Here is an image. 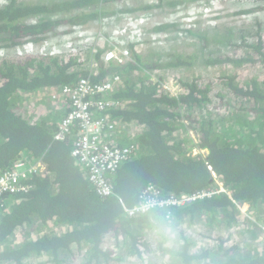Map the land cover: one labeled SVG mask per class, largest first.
Returning a JSON list of instances; mask_svg holds the SVG:
<instances>
[{
  "label": "trees",
  "instance_id": "1",
  "mask_svg": "<svg viewBox=\"0 0 264 264\" xmlns=\"http://www.w3.org/2000/svg\"><path fill=\"white\" fill-rule=\"evenodd\" d=\"M111 1L64 0L29 7L23 0H13L0 11V46L46 39L56 42L68 25H85L105 15L104 7ZM157 1L154 7L138 6L160 18L182 3ZM240 1L236 0L237 5ZM256 8L260 9H244L225 19L251 15ZM64 12L67 16L56 22L45 16L34 24L24 22L28 15L49 14L46 17L51 19ZM255 24L256 40L251 37L246 46L230 44L236 51L212 53L210 43L217 39L199 30L193 33L196 43L180 46L166 62L144 61L133 53L131 61L110 67L101 59L103 48L88 57L74 54L65 59L2 61L0 172L18 159L32 157L41 159L46 171L27 182V193L0 199V264H145V257L147 264H264V241H255V223L264 221V23L255 19ZM222 26L223 31L229 27ZM243 47L246 55L239 51ZM90 56L98 63L95 75L83 66ZM201 67L220 71L216 79H208L196 72ZM156 69L175 71L183 93L173 96L152 84L150 74ZM111 73L122 81L111 99L129 104L104 115L113 122L134 120L145 127L137 134L122 131L111 136L112 144L132 148L129 159L111 176L116 197L131 206L141 189L151 185L162 195L209 190L214 183L207 164L221 179L227 195L125 217L115 198L101 199L95 193L70 156L72 136L55 140L58 119H62L60 108L53 107L54 116L44 114L42 104H30L29 96L75 85L86 76L96 83ZM189 130L197 135L198 147L207 149L205 158L189 156L194 143L187 135ZM237 205H247L255 223L242 218ZM184 223L200 224L215 244L201 245L193 252L194 241L182 232L181 245L168 246L171 239L150 236L152 230L165 225ZM235 226L241 227L244 236L248 234L242 247L214 233ZM159 256L163 263L156 260Z\"/></svg>",
  "mask_w": 264,
  "mask_h": 264
},
{
  "label": "built area",
  "instance_id": "2",
  "mask_svg": "<svg viewBox=\"0 0 264 264\" xmlns=\"http://www.w3.org/2000/svg\"><path fill=\"white\" fill-rule=\"evenodd\" d=\"M45 4H52L57 1L64 0H41ZM184 2V4H182ZM180 5L177 4L175 9L164 14L163 17L157 18L155 14L145 9L140 14L131 13L128 5H122L124 10L115 12L112 8L111 13L92 19L89 27L84 25H69L61 34L60 41L43 40L39 43L25 42L18 45L0 47V63L2 61H17L26 58H56L59 59L67 55L81 54L88 52L92 55L97 49L103 48L104 52L101 56L102 61L110 67L118 66L130 58L131 50L138 49L148 51V58L152 61H169L171 57V49L174 46H187L196 42L193 33L199 29L212 27L216 23L219 7L217 0H184ZM157 0H146L142 3V7L156 6ZM119 6V5H117ZM47 14L46 16H48ZM46 20H50L47 17ZM52 16V15H51ZM60 15H53L51 18H58ZM38 20L34 21L37 22ZM230 35L227 33L217 43V51L219 53L229 51L231 45ZM227 45V46H226ZM93 56V55H92ZM91 57V61L87 62L85 71L91 72L98 68V63ZM109 67V69H110ZM106 68V67H105ZM162 69L161 67H159ZM156 69L150 74V82L158 84L164 90L173 96L183 93L182 87L178 82L171 69L165 71ZM211 68L205 69L203 72L211 71ZM107 71V69H106ZM219 72V68H214V72ZM107 73V72H106ZM122 87V81L116 73H111L106 79L99 82H92L88 76L82 78L75 85L63 86L59 89H49L44 92L32 93L29 101L37 100L46 108V112L55 115L53 107L63 113L64 116L59 121L58 133L55 140L63 141L66 137L72 136V149L70 156L73 158L80 168L85 172L86 178L92 189L101 199H114L118 202L125 217H135L138 215L151 213L155 209H171L183 208L191 203L208 198L218 194H228L223 187L221 179L213 172L212 168L207 164V170L211 175L213 186L206 191H198L192 194H161L154 186L142 188L138 194L136 203L127 206L122 199L116 197L112 174L118 167L127 161L132 153L130 146H117L112 144L110 139L113 134H119L128 128L131 133H140L145 127L137 121L113 122L108 116L104 115L106 111L118 107H125L127 101L118 103L111 99L115 89ZM59 105V107H58ZM49 107V108H48ZM53 110V111H52ZM103 112V115L101 113ZM48 113V114H49ZM193 140V146L188 152L190 157L202 155L203 158L207 149H201L197 145V135L188 131L187 134ZM113 139V138H112ZM46 166L39 158L18 159L13 162L10 168L0 172V199L7 195L27 193L30 187L27 182L35 175L44 173ZM234 202V201H233ZM236 208L240 212V208ZM245 212H240L244 217ZM246 217V216H245ZM248 218V217H247ZM250 219V218H249ZM252 222L253 219H250ZM255 223V222H254ZM183 228L202 229L200 224H181ZM238 226L230 228V232L241 235V229ZM172 225H165L162 228L163 236L171 235ZM263 228V227H261ZM182 232V228L180 229ZM229 235L224 239L229 240ZM204 235V234H203ZM202 235V237H203ZM204 238V237H203ZM206 239V238H205ZM212 245H204L199 242L197 246L192 248L195 252L202 245L212 247ZM195 241V240H194ZM145 257V256H144ZM148 259L145 257V264Z\"/></svg>",
  "mask_w": 264,
  "mask_h": 264
},
{
  "label": "rangeland",
  "instance_id": "3",
  "mask_svg": "<svg viewBox=\"0 0 264 264\" xmlns=\"http://www.w3.org/2000/svg\"><path fill=\"white\" fill-rule=\"evenodd\" d=\"M145 1L146 0H120V1L113 0V1H111L105 5L104 13H105V15L111 13L113 7H115L114 8L115 12H120L121 10L126 9L122 5H128L132 14H133V12L140 14L145 9H141L138 5L140 4V6H142V3ZM183 1L184 0H181V2H183ZM217 1H218L217 4L219 7V11L217 13L216 23H213L212 27L207 26L205 28V31L207 33H209V35L213 33L214 34L213 37L215 39H217L216 41H211V45H210V51L211 52L214 53L215 51L218 50L216 48L218 45L217 43L220 41L219 39L223 38V35H225L226 33L232 37V39L230 37L231 41L228 40V44H232V46L233 45L234 46H238V45L246 46L247 44L251 43L252 38H253V40H256L255 39V33H256L257 29H256L255 19H258V23H261V22L264 23V9H263L264 1L263 0H260V1L259 0H257V1L241 0L238 5H237L236 0H217ZM12 2H13V0H6V5L0 7V11L7 8L8 6H10L12 4ZM23 2H25V4H27V6L30 7V6H36V3L40 2V0H23ZM120 4H122V5H120ZM117 5H119V6H117ZM227 5H228V7H227ZM256 6L260 9L256 8L257 11H254L253 14H251V15L239 14V15H235L234 17L225 19V15H227V14H230V16H231L235 12H240V11H243L244 9H249V8L251 9L253 7H256ZM247 7H249V8H247ZM66 14H67L66 12H64L63 15L59 14L61 16V18H59V17L58 18H51V21L56 22V21H59L60 19H64L67 16ZM35 15L36 14L28 15L25 18H30V17L35 16ZM103 16L104 15H101L98 17H103ZM92 21L90 20L89 22L85 23L84 26L89 27L91 25ZM222 25H228L229 27L223 31ZM201 29H199V30H201ZM218 29H220V30L218 31ZM242 38L245 39L244 42H242ZM58 41H60V38ZM233 47H231V49L229 51H231V50L236 51ZM187 48H190V47H187ZM243 48L246 50L240 49L239 51H240L241 55H246L244 52L247 51V48L246 47H243ZM190 50H186V51L188 52ZM83 55H84V57H88L89 53L85 51V52H83ZM67 56L64 57L63 59L67 58ZM88 59L89 58L85 59L86 63L83 65L84 69H85V67H87V61L86 60H88ZM227 71L230 72L229 69ZM201 73L205 76V78H208V79H216V77L218 75V74H216L217 71L214 72V69H212L211 71H208V72H203L202 67H201ZM173 74L178 79L177 74L174 72H173ZM207 153L208 152L205 151V155ZM240 212H242V213L245 212L244 218L248 217L250 219H253V221L255 222L254 216L249 213L250 211L246 206L240 208ZM257 223H255L257 225V227H256L257 237L255 238V241L256 242H262V241H264L263 240L264 239V221H263V223L259 222V221ZM163 227L152 230L150 233L151 238L157 240L158 237H163V233H162ZM261 227H263V228H261ZM181 228H182V235L184 237H186V239L191 240V241L195 240L194 241L195 246H197L199 242H203L204 245H206V244L212 245V242L209 241L208 238H206V235H208V232L205 233L204 228H203V230L201 228L198 230V229L192 228V227L183 228L180 224H178V225H175L174 228L171 229V235L170 236H167V237L164 236L165 239H171L168 246L181 245L182 244L181 242L183 241V239L181 237H180L181 239L179 238V232H181V230H180ZM240 229H241V227H237L238 232ZM229 232H230V230L215 229L214 233H216V235H218L219 238L220 237L225 238L229 235ZM204 233H205L206 239L202 237V235ZM231 234L232 235L229 238L231 243H235V241H236V242H239L240 244H243L245 238L248 239V234L246 236H244L243 233H241V235H239V234H235V232H232ZM174 247H176V246H174ZM155 258L157 261L163 263V257L159 256V257H155Z\"/></svg>",
  "mask_w": 264,
  "mask_h": 264
},
{
  "label": "crops",
  "instance_id": "4",
  "mask_svg": "<svg viewBox=\"0 0 264 264\" xmlns=\"http://www.w3.org/2000/svg\"><path fill=\"white\" fill-rule=\"evenodd\" d=\"M92 21V20H91ZM78 25H83V24H78ZM213 33L212 34H210V36L211 37H213ZM210 37V38H211ZM214 41H216V40H214ZM210 45H211V43H210ZM191 46V45H190ZM210 47V46H209ZM105 48H107V46H104L103 47V49H105ZM177 48H179V46H174L172 49H171V57L173 56V52L177 49ZM156 58H158L159 59V57H156ZM140 59H143L144 61L145 60H147L146 59V57H145V54H142L141 56H140ZM158 59L157 60H155V61H152V62H158ZM107 68V67H106ZM203 68V71L205 70V69H209L210 67H206L205 69H204V67H202ZM212 69V68H211ZM220 71V70H219ZM172 72H174L175 73V71H173L172 70ZM196 72L197 73H201V68H198V69H196ZM36 94V93H35ZM126 101V100H125ZM124 101V102H125ZM35 102H38L37 100H33V101H29V103L30 104H32V103H35ZM128 101H127V105L125 106V108H127V106H128ZM43 107H44V105H42ZM49 108V107H48ZM44 109H46L45 107H44ZM66 109L64 108V111H65ZM64 111H63V113H61V116L60 117H63L65 114H64ZM44 114H47V112H46V110H44ZM60 119L61 118H59L58 120L60 121ZM119 121H122V122H125V121H123V120H119ZM134 120H132V122H133ZM129 122H131V121H129ZM128 131H130L128 128L126 129V131H125V133L124 134H127L126 132H128ZM129 133H131V132H129ZM121 134V133H120ZM119 138V135L117 136V139ZM116 141V140H115Z\"/></svg>",
  "mask_w": 264,
  "mask_h": 264
},
{
  "label": "clouds",
  "instance_id": "5",
  "mask_svg": "<svg viewBox=\"0 0 264 264\" xmlns=\"http://www.w3.org/2000/svg\"><path fill=\"white\" fill-rule=\"evenodd\" d=\"M43 3V1H41L40 0V2H37L36 3V6L37 5H39V4H42ZM4 5H6V0H0V7H2V6H4ZM47 14H37V15H35V16H32V17H30V18H25L24 19V22L25 23H30V24H34V21H36V20H39L40 18H42V17H44V16H46ZM45 19V18H44ZM36 23V22H35ZM43 41V40H42ZM25 42H30V41H24V42H21V43H18V44H22V43H25ZM41 42V41H40ZM32 43H34V42H32ZM39 43V42H38ZM18 44H15V45H18ZM36 44V43H35ZM11 46H13V45H11ZM0 47H3V46H0ZM6 47V46H5ZM26 59H29V58H26ZM20 60H23V59H20ZM18 61V60H17ZM106 69V68H105ZM97 70H98V68L96 69V73H97ZM92 73L94 74L95 73V69H93V71H92ZM95 75V74H94Z\"/></svg>",
  "mask_w": 264,
  "mask_h": 264
},
{
  "label": "flooded vegetation",
  "instance_id": "6",
  "mask_svg": "<svg viewBox=\"0 0 264 264\" xmlns=\"http://www.w3.org/2000/svg\"><path fill=\"white\" fill-rule=\"evenodd\" d=\"M137 54V55H139V56H141L142 54H145V57L146 58H148V56H149V52L148 51H144V50H138V49H133V50H131V53H130V58L129 59H127L126 61H124V63H126L127 61H131V55L132 54ZM195 252H196V249H195ZM47 259H44V260H42V262L43 261H46ZM41 264H46L45 262H43V263H41Z\"/></svg>",
  "mask_w": 264,
  "mask_h": 264
}]
</instances>
